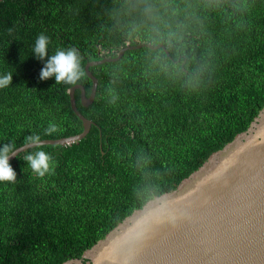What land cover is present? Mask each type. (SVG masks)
Returning <instances> with one entry per match:
<instances>
[{
    "label": "trees",
    "instance_id": "trees-1",
    "mask_svg": "<svg viewBox=\"0 0 264 264\" xmlns=\"http://www.w3.org/2000/svg\"><path fill=\"white\" fill-rule=\"evenodd\" d=\"M14 28L12 35L8 29ZM57 48L76 47L99 85L88 136L45 145L52 174L32 173L23 152L10 161L15 183H0V264H64L82 259L132 213L176 190L246 132L264 109V0H5L0 4V146L38 134H80L72 85L40 79L45 61L32 46L40 33ZM47 59V58H46ZM119 97L108 103V90ZM59 131L45 134L49 123ZM29 149L26 151H36Z\"/></svg>",
    "mask_w": 264,
    "mask_h": 264
},
{
    "label": "water",
    "instance_id": "water-1",
    "mask_svg": "<svg viewBox=\"0 0 264 264\" xmlns=\"http://www.w3.org/2000/svg\"><path fill=\"white\" fill-rule=\"evenodd\" d=\"M4 1L0 0V4ZM142 47L163 48L168 53L163 44H141L123 48L115 58L89 62L85 70L93 82L90 96L81 84L70 90L71 106L83 122V132L42 140L43 146H67L86 138L93 122L79 111L76 91L81 90L82 104L89 107L96 99L99 85L91 67L117 62L128 50ZM18 149L10 161L32 148ZM161 202L182 208L191 219L177 227L160 225L142 235L139 219L147 218ZM64 264H264V109L246 132L213 153L176 190L135 210L87 250L82 259Z\"/></svg>",
    "mask_w": 264,
    "mask_h": 264
},
{
    "label": "clouds",
    "instance_id": "clouds-1",
    "mask_svg": "<svg viewBox=\"0 0 264 264\" xmlns=\"http://www.w3.org/2000/svg\"><path fill=\"white\" fill-rule=\"evenodd\" d=\"M14 31V28H10L8 29V34L12 35ZM50 43L51 38L42 32L36 37L32 46V52L35 54V57L41 61L46 60L44 67L40 72V79L47 80L55 77L56 84L63 83L72 86L77 85L85 76L80 51L76 47H69L66 49L57 48L49 57ZM12 81V72L0 74V89L10 86ZM108 92L110 96L108 103L110 105L116 104L119 97L112 89H109ZM58 131V125L51 122L45 129V134L51 136ZM43 145L44 141H42L41 136L38 134L28 135L23 141L25 149H37L34 152L25 151L28 152V154L23 157V160L27 162L28 168L31 169L32 173L41 178L52 174L55 169V161L49 153L42 150ZM18 150V147H16L13 141L0 146V183L16 182L17 173L10 163V156L14 155ZM190 219V214L187 211L182 210V208H176L171 202H161L153 207L147 218L141 217L139 219L138 230L142 235H146L157 226L168 224L172 227H177L180 222Z\"/></svg>",
    "mask_w": 264,
    "mask_h": 264
}]
</instances>
